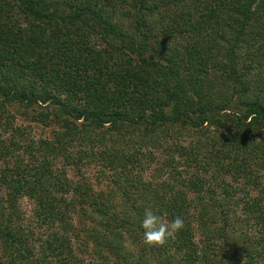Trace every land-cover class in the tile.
Returning <instances> with one entry per match:
<instances>
[{
	"label": "trees",
	"instance_id": "obj_1",
	"mask_svg": "<svg viewBox=\"0 0 264 264\" xmlns=\"http://www.w3.org/2000/svg\"><path fill=\"white\" fill-rule=\"evenodd\" d=\"M0 264H264V0H0Z\"/></svg>",
	"mask_w": 264,
	"mask_h": 264
},
{
	"label": "clouds",
	"instance_id": "obj_2",
	"mask_svg": "<svg viewBox=\"0 0 264 264\" xmlns=\"http://www.w3.org/2000/svg\"><path fill=\"white\" fill-rule=\"evenodd\" d=\"M185 227L184 219L176 217L172 221H166L162 215L146 208L140 221L143 233V241L148 246H163L169 239Z\"/></svg>",
	"mask_w": 264,
	"mask_h": 264
},
{
	"label": "rangeland",
	"instance_id": "obj_3",
	"mask_svg": "<svg viewBox=\"0 0 264 264\" xmlns=\"http://www.w3.org/2000/svg\"><path fill=\"white\" fill-rule=\"evenodd\" d=\"M13 110L18 111L19 115H20V112L22 111V109L19 108L18 106H16V107L14 106ZM20 117L21 118L19 119L20 120L19 123L25 122L24 125H26L28 128H30L36 137H39L41 135H43V136H51L52 135V129L51 128L45 127L41 124L30 122L29 120H25V119L23 120L22 116H20ZM59 165H61V164L59 163ZM85 168H86V173L88 175H90L91 177H97L98 170H99L98 166H95L93 163L92 165L85 166ZM68 171L70 173V176H73L75 174V171H73V172H72V170H68ZM93 180L96 181L95 178ZM232 183L238 187L237 181H232ZM95 184H96V182H95ZM239 196H242V195H239ZM21 202L23 204L24 209L27 211L26 212L27 216L32 218L33 213L31 211H32V208L34 205L33 201L29 198H23L21 200Z\"/></svg>",
	"mask_w": 264,
	"mask_h": 264
}]
</instances>
